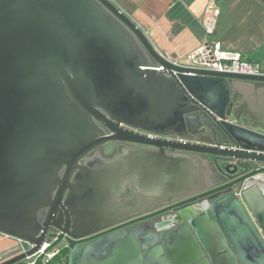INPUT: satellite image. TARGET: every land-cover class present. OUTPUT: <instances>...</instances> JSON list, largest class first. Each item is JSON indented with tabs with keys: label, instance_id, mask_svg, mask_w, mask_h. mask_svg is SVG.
<instances>
[{
	"label": "water",
	"instance_id": "water-1",
	"mask_svg": "<svg viewBox=\"0 0 264 264\" xmlns=\"http://www.w3.org/2000/svg\"><path fill=\"white\" fill-rule=\"evenodd\" d=\"M0 233V264H264V75L173 63L107 0H0Z\"/></svg>",
	"mask_w": 264,
	"mask_h": 264
},
{
	"label": "crops",
	"instance_id": "crops-1",
	"mask_svg": "<svg viewBox=\"0 0 264 264\" xmlns=\"http://www.w3.org/2000/svg\"><path fill=\"white\" fill-rule=\"evenodd\" d=\"M207 0H115L136 23L152 45L168 59L199 46L204 39L201 25ZM220 15L215 39L245 59L264 53V6L259 0H217ZM251 61H256L252 59ZM258 90V89H257ZM261 97L262 92H257ZM211 142V139H203ZM172 226L166 228L169 229ZM221 231V229L219 228ZM151 234H158L154 229ZM222 232V231H221ZM144 236V235H143ZM138 239V238H137ZM17 240L0 233V257L17 246Z\"/></svg>",
	"mask_w": 264,
	"mask_h": 264
},
{
	"label": "built area",
	"instance_id": "built-area-1",
	"mask_svg": "<svg viewBox=\"0 0 264 264\" xmlns=\"http://www.w3.org/2000/svg\"><path fill=\"white\" fill-rule=\"evenodd\" d=\"M107 1L118 7L115 0ZM219 15L220 7L217 0H207L203 7L201 18V25L204 31L203 42L199 46L183 53L178 59L170 60L173 63L189 68L264 75V53L259 60H247L242 57L240 52L224 48L221 42L215 39L214 35Z\"/></svg>",
	"mask_w": 264,
	"mask_h": 264
},
{
	"label": "flooded vegetation",
	"instance_id": "flooded-vegetation-1",
	"mask_svg": "<svg viewBox=\"0 0 264 264\" xmlns=\"http://www.w3.org/2000/svg\"><path fill=\"white\" fill-rule=\"evenodd\" d=\"M104 132L105 133H109V131L106 128H104ZM98 151L103 156L109 157L115 152V149H114V145L113 144H108V145H104V146L99 147ZM170 215L171 214L167 213V214H164V215L155 216V217H153L151 219L144 220L141 223V225H142V227H147L149 231L154 230L155 229L154 226L156 224H159L161 221L171 217ZM42 218H41V221L43 220ZM48 221L51 224L53 222L57 223V220L54 217L50 218ZM45 231L46 232H45L44 237H43V240L45 242V246H47L48 244L52 243L54 240H56L59 237V235H61V231L59 229H57L56 227L52 226V225H47L45 227ZM46 242H49V243L47 244Z\"/></svg>",
	"mask_w": 264,
	"mask_h": 264
},
{
	"label": "rangeland",
	"instance_id": "rangeland-1",
	"mask_svg": "<svg viewBox=\"0 0 264 264\" xmlns=\"http://www.w3.org/2000/svg\"><path fill=\"white\" fill-rule=\"evenodd\" d=\"M252 59L259 60V59H261V56H260V55H257L255 58H253L252 56H250L249 60H252ZM247 60H248V59H247Z\"/></svg>",
	"mask_w": 264,
	"mask_h": 264
}]
</instances>
